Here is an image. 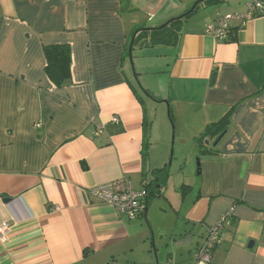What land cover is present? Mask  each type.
I'll use <instances>...</instances> for the list:
<instances>
[{"label":"crops","instance_id":"obj_1","mask_svg":"<svg viewBox=\"0 0 264 264\" xmlns=\"http://www.w3.org/2000/svg\"><path fill=\"white\" fill-rule=\"evenodd\" d=\"M252 1L0 0V226H10L0 264H196L207 228L231 208L212 263L264 264V19L233 23L225 41L206 33ZM196 3L158 96L144 90V101L130 73L134 33ZM54 45L70 51L60 88L44 73ZM227 116L217 146L202 145ZM170 138L176 168L191 170L178 206L165 184L176 174ZM121 178L148 192L139 219L88 194Z\"/></svg>","mask_w":264,"mask_h":264},{"label":"built area","instance_id":"obj_2","mask_svg":"<svg viewBox=\"0 0 264 264\" xmlns=\"http://www.w3.org/2000/svg\"><path fill=\"white\" fill-rule=\"evenodd\" d=\"M254 18L264 19V1L254 0L247 5L246 10L242 13L218 17L213 24L206 26V33L216 40L225 41L233 33V23H239L241 28ZM100 131L97 130V133ZM88 194L98 203L110 207L117 216L128 220H136L143 216L148 197L145 188L139 192L134 191L125 178L93 187ZM233 210V208L229 209L218 223L207 228L206 236L195 252L196 264H213V251L220 243L221 232L232 217ZM9 229L8 224L0 226V245L6 242Z\"/></svg>","mask_w":264,"mask_h":264},{"label":"rangeland","instance_id":"obj_3","mask_svg":"<svg viewBox=\"0 0 264 264\" xmlns=\"http://www.w3.org/2000/svg\"><path fill=\"white\" fill-rule=\"evenodd\" d=\"M188 17L184 18L182 21L173 23L166 30H160L156 32H141L139 34L137 43L142 41L145 45L142 49H139L137 45L133 47L131 53L132 61L130 62L129 59V65L130 73L132 74V83L137 89L138 94L142 97V99H144V101H147L146 96L143 95L144 90L147 92H151V94L148 93L149 95L158 96L155 94L157 92L156 87H160V85L158 82H156L155 78L161 71L167 68L166 65L169 63L173 51H175L174 49L177 43L180 27L187 21ZM151 100L155 101V99L153 98H151ZM168 156V163H170L168 167L170 168L172 165L171 172L172 174L174 172L176 174H173L169 178L168 182H165V184L168 188L169 193L173 194V201L178 206L180 205V203H182L183 200H185V197L189 195L188 183L191 170H189V168L188 170L184 168L182 170L181 166L179 167V169L176 168L178 166L177 156L174 157V146L171 144V138L168 149ZM192 167H194L195 173H197V159H195V161L193 162ZM150 242L154 246V239L153 242L152 240ZM154 247L151 246L150 248L152 252L154 250Z\"/></svg>","mask_w":264,"mask_h":264},{"label":"trees","instance_id":"obj_4","mask_svg":"<svg viewBox=\"0 0 264 264\" xmlns=\"http://www.w3.org/2000/svg\"><path fill=\"white\" fill-rule=\"evenodd\" d=\"M198 6V5H197ZM195 7L194 11L197 9ZM193 11V12H194ZM191 14L180 18L178 20H173L167 26L157 29L155 31H162L168 29L170 25L177 21H182L184 18L190 16ZM149 30H145L147 32ZM142 30L136 31L134 34V42H136L139 34ZM44 56H45V68L44 73L47 78L58 88L67 84L70 78V51L67 46L64 45H54L47 46L44 48ZM137 76V75H136ZM228 124V116L225 117L220 122L208 126L203 134L201 135L199 141L202 145H205V141L216 140L220 135H222L226 129ZM208 146V145H207Z\"/></svg>","mask_w":264,"mask_h":264},{"label":"water","instance_id":"obj_5","mask_svg":"<svg viewBox=\"0 0 264 264\" xmlns=\"http://www.w3.org/2000/svg\"><path fill=\"white\" fill-rule=\"evenodd\" d=\"M198 4H199V3H196L195 5H193V6L191 7V9H190L187 13H185V14L182 15L181 17H178V18L173 19V20H178V19L183 18V17H185V16H187V15H189V14H192L193 11H194V9H195V7H196ZM173 20H171V21L165 23V24L163 25V27L167 26V25H168L169 23H171ZM161 28H162V27H161ZM133 40H134V39L131 40V42H130V46H129V49H128V54H129L130 62L132 61L131 53H132ZM131 65H132V63H131ZM147 95H148V94H147ZM148 96H149V95H148ZM149 97H150V96H149ZM223 135H224V134L220 135V136L216 139V141L213 143V147H216V146H217V144L219 143V141L222 139ZM205 143L208 144L209 141L207 140V141H205ZM171 155H172V150H171ZM169 164H170V163H168L167 166H169ZM5 202H10V199H6ZM251 245H252V243L249 244V247H250Z\"/></svg>","mask_w":264,"mask_h":264}]
</instances>
